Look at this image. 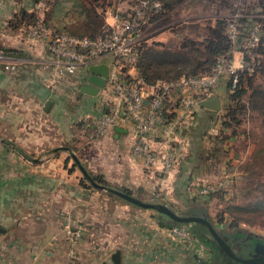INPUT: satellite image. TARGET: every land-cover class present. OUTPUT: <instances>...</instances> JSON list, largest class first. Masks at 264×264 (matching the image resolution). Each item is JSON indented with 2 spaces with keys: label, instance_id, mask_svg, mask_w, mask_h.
Wrapping results in <instances>:
<instances>
[{
  "label": "crops",
  "instance_id": "0c3cea01",
  "mask_svg": "<svg viewBox=\"0 0 264 264\" xmlns=\"http://www.w3.org/2000/svg\"><path fill=\"white\" fill-rule=\"evenodd\" d=\"M46 1L47 5L41 7L39 0H0V49L7 53L0 61V264H103L110 261L116 250L120 251V264L213 261L208 246L203 258L195 241L186 243L175 237L170 233L171 226L160 225L151 212H138L127 205L105 211L109 199L98 192L104 189L93 186L94 191L91 186L81 184L82 174L76 168L69 169L72 162L67 161L68 150L53 149L58 145L69 146L55 143L57 131L71 133L67 128L70 125L60 124L56 117L66 111L62 103L66 100L94 103L96 98L104 108L94 118L114 108L117 97L108 87L107 79L95 95L80 91L79 85L86 79L88 69L80 65L73 69L56 67L47 49L28 33L32 17L37 14H42L54 29L75 34L83 32V27L93 30L89 25L91 16L82 9V3L90 7L93 4L77 0ZM95 7L93 10L102 24ZM231 55L238 62L240 45ZM99 62L110 67L112 57L108 55ZM129 72L136 73L132 69ZM223 90L221 81L214 87V95ZM49 100L51 104L45 109ZM212 112L217 110L198 106L195 119L179 127L173 140L177 161L167 171L159 163L145 166L133 154L134 128L126 118L100 136L86 138L84 144L95 149V158L101 166L97 174L112 182L110 185L148 191L163 201L175 190L186 188L193 178L191 174L196 173L197 161L192 158L201 156L195 146L192 149L193 137L199 138L200 133L196 124ZM151 143L156 150L164 148L162 136L157 133ZM75 154L84 164L82 156ZM196 205L202 207L197 202L193 207ZM65 213L80 223H95L97 228L93 232L83 227L78 241H72V230L63 225Z\"/></svg>",
  "mask_w": 264,
  "mask_h": 264
},
{
  "label": "rangeland",
  "instance_id": "374dc122",
  "mask_svg": "<svg viewBox=\"0 0 264 264\" xmlns=\"http://www.w3.org/2000/svg\"><path fill=\"white\" fill-rule=\"evenodd\" d=\"M83 1L86 3V1L91 0ZM92 1L95 3V8L102 19L100 26L102 28L106 21H111L113 11L127 10L136 0ZM39 3L41 7L47 5L46 0H39ZM166 11L165 14L156 17L157 19H153L145 30V36L149 35L150 39L154 40L148 41L151 44L160 42L170 49H177L185 40L199 41L203 39L209 25H215L217 20L220 19L225 21L226 27L227 22L235 13H238L239 18L241 16L255 17L253 21L259 22L261 39H264V21H262L264 19V0H177ZM240 25L241 23L238 20V35L235 39L237 44L235 47L244 44L245 33H242V30L239 31ZM10 33L14 36V32ZM13 36L10 35V37ZM155 46L162 47L160 44ZM223 82L224 90L218 95L221 101V109L206 115L196 124V128L200 130V139L194 135L196 138L193 137L192 149L195 146L202 156H199L200 159L192 158L197 161L196 173L191 174L193 178L189 180L186 188L168 194L169 198L163 199L162 202L168 203L171 208L179 213H186L197 202L202 205L213 223L225 232L243 229L246 232L257 233L264 237L263 226L243 221H239L237 226H232L233 218L225 211L226 205L229 203H243L261 196L264 192V131L259 113L249 106L236 112L238 122L231 121L228 125L224 124V120H229V116L225 115V108L228 106L236 107L237 105L235 100L230 98L232 91L227 86L228 81L224 80ZM253 84L264 87V75L260 71L254 74ZM246 86L247 92H249L250 87ZM247 92L240 99L241 102L247 99ZM94 99V103L91 102L93 105L91 103H79L75 100H66L62 103L66 111L57 113L56 117L60 119V124L70 125L67 128L71 133L63 134L57 131L55 143L57 145L66 144L75 148V152L82 156L81 158L88 171L96 175L101 170V166L95 158V149L89 144H84L86 138H96L91 134L92 129L89 125H91L92 116L101 112L104 108L103 104L97 103L96 98ZM88 106L94 107L95 111L90 110L91 107ZM68 155L67 161L73 162L69 153ZM74 168L82 174L79 168L76 166ZM204 182L211 183L215 189L203 194L197 193L195 187ZM110 183L112 182H108V184ZM91 190L95 191L96 189L91 186ZM98 192L101 196L109 199L104 208L105 211L111 212V209L115 207L119 208L127 205L138 212H151L153 215H157V212L153 209L129 204L125 199L117 195H111L107 191L98 190ZM132 194L144 200H160L156 196V198L153 197L148 191L132 190ZM65 214L69 215L70 213ZM65 214L63 218L66 217ZM72 226L81 230L86 227L93 232L97 228L95 223H80L75 219H73ZM80 237L81 235L78 239ZM200 262L198 261V264H201Z\"/></svg>",
  "mask_w": 264,
  "mask_h": 264
},
{
  "label": "built area",
  "instance_id": "2783aa9c",
  "mask_svg": "<svg viewBox=\"0 0 264 264\" xmlns=\"http://www.w3.org/2000/svg\"><path fill=\"white\" fill-rule=\"evenodd\" d=\"M161 11V0H136L127 10L113 11L111 21H106L101 34L96 36L57 31L45 22L44 17L38 15L30 24L28 33L47 49L56 67L73 69L80 65L87 70L90 64L110 55L112 63L107 84L117 97V103L114 108L91 119V134L98 137L126 118L134 128L133 154L139 156L145 166L159 163L161 169L167 171L177 161L174 137L180 126H187L191 122L199 100L212 97L214 87L225 76L231 77L230 89H235L238 71H251L255 67L264 66V54L253 52L261 35L259 22L252 20L247 26L238 62L222 54L216 57L208 71L146 81L137 70L139 48L141 42L149 38L144 33L151 24L150 16ZM238 16L235 13L225 27L226 34L232 40L238 35ZM6 56L5 50L0 49V61ZM131 69L136 73L131 74ZM156 133L162 136L164 142V148L160 151L151 143ZM195 189L197 193L203 194L215 188L211 183L204 182ZM65 216L63 225L72 230L71 239L76 241L82 230L72 226V217ZM170 233L186 243L195 241L197 252L202 257L206 256V245L196 240L188 223L172 225Z\"/></svg>",
  "mask_w": 264,
  "mask_h": 264
},
{
  "label": "trees",
  "instance_id": "16d2710c",
  "mask_svg": "<svg viewBox=\"0 0 264 264\" xmlns=\"http://www.w3.org/2000/svg\"><path fill=\"white\" fill-rule=\"evenodd\" d=\"M57 1V0H56ZM79 3H82L83 0H77ZM82 1V2H80ZM177 0H162L163 3V11L153 14L150 16V22L153 19H157L163 14H165L169 8H171L172 4ZM92 3L93 6H85L82 3L83 10L86 11L88 16H91V22H89L90 28L93 30H88L86 27H83V32H79L77 34L69 32L64 29H56L57 31L67 32L73 35H88V36H96L101 34L102 28L101 22L98 18V15L94 12V3L93 1H88ZM38 15H34L32 17V23L37 18ZM45 19V18H44ZM255 19V17L249 16H241L237 19L241 23L239 27V31L242 30V33L246 32L247 26L250 21ZM264 21V19L262 20ZM47 23V20L45 19ZM225 21L217 20L215 25H209L208 29L203 37V39L196 40H185L183 41L177 49H170L167 46H164L160 42L150 43L147 41H143L140 44L139 55H138V73L144 77L146 81H153L156 78H174L178 75L185 74H193L198 72L199 70L208 71L211 66L214 64L216 57L218 55H226L232 57L231 52L232 49L236 46V41L232 40L228 37L225 31ZM48 24V23H47ZM85 26V24H84ZM99 27V29H98ZM101 28V30H100ZM98 30V31H97ZM85 31H88L85 33ZM98 33V34H96ZM154 41V40H151ZM156 44H160L162 47H156ZM242 48V45L240 46ZM253 52L264 54V39H261L259 43L253 47ZM245 59L248 58L247 54L244 55ZM260 71L264 75V66L255 67L251 71L247 69H240L238 71V82L236 88L231 90L230 98L235 100L236 107H226L225 115L229 116V120H224V124H230L231 121L238 122L239 119L236 117V112L242 111V109L249 106L250 108L256 110L260 115V122L264 131V87L253 84L254 74ZM227 80V86L230 88L231 77L225 76L220 82ZM219 82V83H220ZM224 83V82H223ZM250 87V91L247 92V86ZM224 85V84H223ZM247 92V99L244 102H241L240 99L243 98L245 93ZM198 108V107H197ZM196 108V109H197ZM194 117L195 119V112ZM102 114V113H101ZM100 115V114H98ZM97 115V116H98ZM200 139V133H199ZM198 139V140H199ZM20 151L22 149L18 147ZM199 152V151H198ZM72 166L69 169H73L74 166L77 167L75 162H72ZM95 181L103 184H108V182L103 178L102 175L96 174L93 175ZM88 180L82 175L80 179V183L84 186H93L91 183L87 182ZM87 182V183H86ZM110 185V184H109ZM128 193H132V190L125 187H118ZM203 208L196 205L191 209H188L186 213H197L202 214ZM225 211L229 213V215L233 218L232 226H237L239 221L259 224L264 227V192L261 196L256 197L254 199H250L243 203H229L226 205ZM160 225L162 226H172L175 224H179L181 222H176L170 219L168 216L163 215L157 212L156 215ZM192 233L197 237L201 242H203L206 246H208L212 251V257L216 258L221 254V251L218 250L216 244L211 242L208 238L204 236V232H206L205 226L197 223L190 222L188 223ZM208 264H213L209 262ZM215 264H223L215 263Z\"/></svg>",
  "mask_w": 264,
  "mask_h": 264
},
{
  "label": "water",
  "instance_id": "95a60500",
  "mask_svg": "<svg viewBox=\"0 0 264 264\" xmlns=\"http://www.w3.org/2000/svg\"><path fill=\"white\" fill-rule=\"evenodd\" d=\"M88 75L86 79L80 83L79 90L88 94L95 95L101 87L105 85L106 79L109 76V67L105 62H99L95 64H90L88 66ZM51 104V100L47 101L45 109H48ZM199 106L206 107L209 109L219 110L221 109V101L218 95H214L210 98L201 99L198 102ZM117 131H120V127H116ZM57 149H66L68 150L70 156L73 159V162L76 163L77 167L80 169L82 175L96 188L104 189L113 194L118 195L119 197L131 202L139 207L153 209L158 213L168 216L170 219L176 222H197L206 228L205 237L211 242L217 243V248L219 251H223L228 255L231 260L238 261L241 264H264V241L257 239V241L252 244L255 255L251 257H244L238 255L232 248L231 244L227 241V236L223 234V231L213 223L209 215L206 213L197 214V213H179L175 211L171 206L162 201H150L144 200L132 193H128L118 187H114L109 184H103L95 181L91 173L87 170L85 165L80 161L79 157L75 154L69 146L58 145L53 148ZM255 237H259L258 234H255ZM103 264H120V251L116 250L110 255V261H105Z\"/></svg>",
  "mask_w": 264,
  "mask_h": 264
},
{
  "label": "flooded vegetation",
  "instance_id": "af4514ba",
  "mask_svg": "<svg viewBox=\"0 0 264 264\" xmlns=\"http://www.w3.org/2000/svg\"><path fill=\"white\" fill-rule=\"evenodd\" d=\"M222 231L223 234L227 236V241L229 244H231L233 250L238 255L244 257H251L255 255V251L252 244H254L257 241V239H261L264 241V237L260 236L259 234H258L259 237H255V234L257 233H249L244 231L243 229H235L234 231L231 230L227 232H225L224 230ZM213 243L216 244L217 246L216 242ZM220 262H222L223 264H241L238 261L231 260V258L228 255H226L223 251L219 256H217L212 261L213 264Z\"/></svg>",
  "mask_w": 264,
  "mask_h": 264
}]
</instances>
